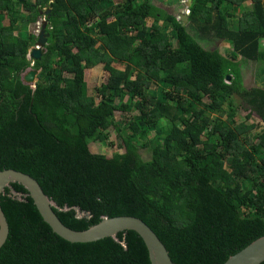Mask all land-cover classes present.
Segmentation results:
<instances>
[{"label": "trees", "instance_id": "trees-1", "mask_svg": "<svg viewBox=\"0 0 264 264\" xmlns=\"http://www.w3.org/2000/svg\"><path fill=\"white\" fill-rule=\"evenodd\" d=\"M187 10L182 26L150 0H0V171L34 178L70 229L133 216L174 264H223L264 236V130L250 136L254 126L236 122L233 106L264 123V87L245 88L237 61L264 66V0H192ZM39 20L48 37L32 60L38 34L27 25ZM198 39L225 42L230 58ZM31 63L34 89L20 77ZM114 63L124 66L121 85L89 95L85 70ZM94 141H118L116 155L91 153ZM11 187L22 196H0L9 228L0 264H150L133 231L119 242L61 239L27 191Z\"/></svg>", "mask_w": 264, "mask_h": 264}, {"label": "water", "instance_id": "water-1", "mask_svg": "<svg viewBox=\"0 0 264 264\" xmlns=\"http://www.w3.org/2000/svg\"><path fill=\"white\" fill-rule=\"evenodd\" d=\"M54 2V0H50ZM186 7L189 8L192 0H186ZM50 9L44 11V15L49 13ZM179 21L182 26L187 23V15L181 13ZM46 21L42 20L40 30L37 35L35 47H32L27 55L29 59L39 60L45 51L47 34L44 33ZM37 70L27 69L21 77L23 84L34 89ZM229 80L230 78L227 77ZM11 184H19L26 191L36 207L43 222L49 226L51 231L61 239L69 243H91L104 238H112L119 242L117 235L124 231L135 232L143 241L150 264H174L166 250L165 246L155 235V233L139 218L133 216H103L100 221L91 225L85 230H73L65 226L56 216L52 208H57L52 201L41 189L40 185L30 175L13 169H4L0 171V196L6 188L10 189V194L17 200H21V193L14 191ZM65 206L62 210L67 211ZM76 211V217H89V213H84L78 207L73 208ZM9 233L6 217L0 206V248L5 243ZM123 246H125L122 243ZM264 262V236L257 238L249 243L246 247L228 257L223 264H261Z\"/></svg>", "mask_w": 264, "mask_h": 264}, {"label": "rangeland", "instance_id": "rangeland-1", "mask_svg": "<svg viewBox=\"0 0 264 264\" xmlns=\"http://www.w3.org/2000/svg\"><path fill=\"white\" fill-rule=\"evenodd\" d=\"M123 0H114L115 4H120ZM151 3L158 6L159 8L165 10L168 14L178 17L181 13H185L187 15V7H186V0H150ZM243 6L246 9L251 8V3L249 1L244 2ZM44 12V11H43ZM236 16L228 19V26L230 29L235 30L237 29V22ZM42 21V20H41ZM152 20L148 19L146 21L147 27L151 25ZM40 26V20L39 22ZM36 24H28L27 29L29 32L37 35L39 31V26ZM196 35L195 33L193 34ZM196 37V36H195ZM199 45L208 51L217 50L222 56L225 58H230L229 54L231 48L228 44L223 41L219 40H212V41H202L197 40ZM260 45L264 48V40L260 41ZM35 47V45L33 46ZM30 51V50H29ZM28 51V53H29ZM28 55V54H27ZM28 58V57H27ZM239 61L240 66V73L242 76L243 85L245 88H254V87H264V66L261 64H257L254 62H245L242 61L240 58L237 59ZM32 63L30 68L32 69ZM124 69V66L121 64L114 63L109 67H104L102 64L96 65L94 68L85 70V81L87 84L88 94L95 96V88L100 87L102 85L111 84L113 86H120L121 85V73ZM141 71L139 67L135 68L133 74L131 75L130 79H134L135 74ZM25 73L22 72L20 77ZM37 81V77L35 78V83ZM98 101V100H97ZM96 101V102H97ZM233 106L235 109L234 112V119L236 122H245L247 126L253 125L254 127L250 131V136H255L259 134L262 130H264V123H262L259 118L251 114L249 118H246L248 112L245 111L241 106L238 100L233 99ZM226 108V107H225ZM115 118L117 120H122L121 114L116 113ZM109 141H115L116 134L114 131H109ZM118 142V141H117ZM113 146V148L109 145H104L98 141H94L89 144L88 148L89 151L93 154H102L106 157L110 158L116 155L115 148L118 147V144ZM119 143V142H118ZM142 157L144 160L149 158V154L147 152H141Z\"/></svg>", "mask_w": 264, "mask_h": 264}, {"label": "bare ground", "instance_id": "bare-ground-1", "mask_svg": "<svg viewBox=\"0 0 264 264\" xmlns=\"http://www.w3.org/2000/svg\"><path fill=\"white\" fill-rule=\"evenodd\" d=\"M187 15H188V11H187ZM29 59V58H28ZM32 65H33V63H32ZM37 77V76H36ZM35 88V87H34ZM34 179V178H33ZM10 190V189H9Z\"/></svg>", "mask_w": 264, "mask_h": 264}, {"label": "built area", "instance_id": "built-area-1", "mask_svg": "<svg viewBox=\"0 0 264 264\" xmlns=\"http://www.w3.org/2000/svg\"><path fill=\"white\" fill-rule=\"evenodd\" d=\"M42 22V21H41ZM41 24V23H40ZM37 26H39V23H37Z\"/></svg>", "mask_w": 264, "mask_h": 264}, {"label": "clouds", "instance_id": "clouds-1", "mask_svg": "<svg viewBox=\"0 0 264 264\" xmlns=\"http://www.w3.org/2000/svg\"><path fill=\"white\" fill-rule=\"evenodd\" d=\"M28 69H29V68H28ZM26 70H27V69H26ZM26 70H25V71H26Z\"/></svg>", "mask_w": 264, "mask_h": 264}]
</instances>
